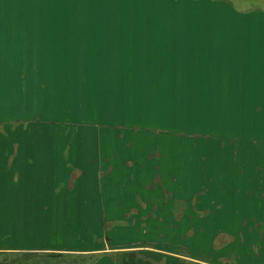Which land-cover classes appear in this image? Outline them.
<instances>
[{
    "label": "rangeland",
    "instance_id": "obj_1",
    "mask_svg": "<svg viewBox=\"0 0 264 264\" xmlns=\"http://www.w3.org/2000/svg\"><path fill=\"white\" fill-rule=\"evenodd\" d=\"M244 3L235 0L234 6ZM164 21L130 0H0V202L5 196L11 202L0 209V235L28 237L32 227L35 236L69 246V233L77 236L81 227L85 238L102 232L101 215L107 249L127 247L115 258L136 250L137 264H264V198L257 201L248 189L257 180L254 171L264 181V89L248 82H254L251 94L238 97L227 77L219 96H198L195 82L151 80L156 75L148 66L132 64L144 59L134 47L153 49L154 58L153 46L172 40L153 29ZM173 71L181 76L185 66ZM242 137L247 141L239 147ZM115 156L137 168L103 167L101 174L93 168ZM155 164H162L161 178ZM210 169L213 177L198 173ZM236 171L246 172L237 186ZM98 184L127 190L151 185L154 192L141 193L147 206L126 216L117 208H81L89 193L97 202ZM162 184L180 192L163 193ZM20 201L47 208H19ZM178 203L187 205L181 218ZM99 259L0 251V264H104Z\"/></svg>",
    "mask_w": 264,
    "mask_h": 264
},
{
    "label": "crops",
    "instance_id": "obj_2",
    "mask_svg": "<svg viewBox=\"0 0 264 264\" xmlns=\"http://www.w3.org/2000/svg\"><path fill=\"white\" fill-rule=\"evenodd\" d=\"M130 1L133 2V7L135 9L145 10L146 16L152 15L161 18L163 17L166 21L161 24L162 27L159 29L153 26V29L155 30V33H169V39H172L171 42H157V44L153 46V48L158 50L154 54V58L150 55L153 52V49L149 48L150 52L148 53V49H145V51H140V49H143V44H139L138 46L134 47V50H136L134 55L144 59L139 61L133 60L132 64L148 66L147 72L156 75L152 76L155 78H151V80L164 82H195L192 86H194L193 88L196 91H200L195 93L198 96H219V88L225 84L227 77H229L227 80L229 84L226 82L229 87L228 90L233 91L238 97H245L251 94L249 88L251 86L254 87V82L253 84L248 82L258 81L259 89H264V6L261 8L259 7V4H251L244 0H238L243 3L245 2L242 7L238 8L234 6L235 0ZM255 19H260V22L259 20ZM169 22L171 24H165ZM153 29L152 32L154 33ZM136 32L142 31L136 30ZM234 50H236V52ZM177 65L185 66V74L181 76L175 75L176 71H173V68H175ZM164 74H166V77H163ZM213 82H216V84L213 85ZM179 94L185 95L186 93ZM258 95L260 94L258 93ZM261 103L264 105V101ZM259 118L260 117L257 119ZM236 140H238V138H236ZM246 141L247 139L245 140V138L242 137L238 143L239 147L240 145L246 144ZM243 148H245V146H243ZM236 150L238 151L239 148L237 147ZM236 150H232V158L234 161L239 160V156L235 155ZM202 157L203 159H201L200 156L197 158V160L200 162L208 160L205 159V156ZM103 159H105V162L103 161L101 164H98V166H93L95 170L99 171V174H101L100 170L104 169L103 167H105V169L113 167L114 170L121 169L122 171L127 172L137 168L134 166L131 167L133 163H131L128 158L119 159L115 156L113 160H107L106 158ZM117 159L119 160V163H117ZM153 163L154 161L152 160L151 164L153 165ZM5 164H3V168H6ZM106 164L108 166H105ZM161 165L162 164L154 165V170L159 173L160 178L162 174L160 173L161 170H159ZM145 167H148V165L146 164ZM199 168L201 170H206L205 164L202 163ZM236 172L240 174L241 180L238 179L235 186H237L239 183H243L244 177H246V172ZM260 172V170L254 171L253 176H258L257 180L252 182L250 188H248L252 191H256L255 193L259 195L254 198L257 199V201L260 198H264V195H261L264 193V181L261 182L259 180ZM119 173L121 172H117L116 174L119 175ZM198 173L209 174L204 175L205 178L210 176L213 177L211 169L209 171ZM96 177L100 181L101 177ZM100 185L104 186L102 184H98L99 189L97 191L99 192L97 196V202H90L92 196H90L89 193V196L82 197V200L86 202L82 203L81 208L94 207L101 210L117 208L121 209V213L118 216H126L127 213H129V210L133 211V209L145 208L147 206L148 203L143 199L141 193L154 192V186L151 185H148V188H146V186H141L139 188L132 186V189L130 190H127V188L123 189L121 186H116L115 184L112 186V188L108 189L105 187L102 188ZM162 186L164 188L162 191L163 193L172 194L175 192H180V190H175L174 188L173 192L168 189L169 186L165 187L164 184H162ZM248 186L249 182L247 181V187ZM91 191L94 193L96 191L95 187H93ZM238 191L241 192L242 190ZM4 199L5 200L0 202L1 210H7V208L9 209L11 207V202L8 200V197L5 196ZM172 200L186 201L185 199H180L179 197H175ZM70 204L69 208H75V206ZM156 204H158V202H156ZM35 205L36 204L32 205L30 201H20L18 207L47 208V206L40 203L37 205L41 206ZM262 205H264V203H262ZM171 207L173 209L175 208L172 205ZM49 208H52V206H49ZM185 208H187V205L182 207L180 204V207H178V210L181 209V211H178L176 214H180V218L182 217L181 213H183V210L185 211ZM32 219L33 225H35L36 217H33ZM173 219H175V216ZM175 221L178 220L176 219ZM254 222L258 223L257 221ZM223 223L229 224L230 220L219 224ZM236 223L245 224L244 221L240 220H237ZM24 224L31 225L28 221H26ZM98 225L102 226V232H91L89 229H87V231L90 233L86 238L82 233L84 230L83 227L79 228L80 230L78 231L77 236L69 233V246H65L63 243L53 241L51 238L47 239L48 237L45 236H35V229L32 227L29 228L28 231H25V233L27 232V234H29L28 237H25L22 234H16L10 237L7 233L3 232L0 235V251H42L47 253L64 252L77 253L81 255L90 254V256L98 257V259L100 257L96 263L104 260V264H115L114 252L121 251V249L127 247L125 245H118V247L110 246V248L107 249L110 243L106 244L104 241V237H106L104 236L106 228L105 216L103 218L101 215L99 216ZM69 228H71V226H69ZM100 241L105 243L102 248L96 247L89 249L90 243L97 244L100 243ZM68 247L69 250L67 249ZM148 249L151 250V248ZM154 250L155 249H152V251ZM155 251L159 252L158 250ZM160 252L165 254L163 250ZM139 264H143V261Z\"/></svg>",
    "mask_w": 264,
    "mask_h": 264
},
{
    "label": "trees",
    "instance_id": "obj_3",
    "mask_svg": "<svg viewBox=\"0 0 264 264\" xmlns=\"http://www.w3.org/2000/svg\"><path fill=\"white\" fill-rule=\"evenodd\" d=\"M136 250H131L129 252H122L117 258H115V264H137V260L139 259L140 255ZM118 260V262L116 261Z\"/></svg>",
    "mask_w": 264,
    "mask_h": 264
}]
</instances>
